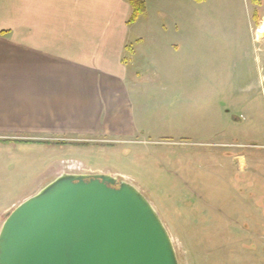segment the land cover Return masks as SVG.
<instances>
[{
    "label": "rangeland",
    "instance_id": "374dc122",
    "mask_svg": "<svg viewBox=\"0 0 264 264\" xmlns=\"http://www.w3.org/2000/svg\"><path fill=\"white\" fill-rule=\"evenodd\" d=\"M144 2L143 14L129 28L121 62L145 79L150 73L155 78L162 62L160 42L179 45L172 47L168 60L173 61L175 74L160 75L155 94V123L165 131L119 140L128 143L103 153L94 145L89 152L72 151L63 144L64 138L34 143L41 139L29 136L13 140L31 142L0 143V226L12 209L60 173L96 169L118 173L149 199L172 239L179 264H264V90L248 94L232 84L228 90V81L241 69L247 72L250 63L254 73L264 69L263 62L246 65L244 54L249 42L264 38L256 36L264 23V0ZM7 4L11 0H0V23L19 21L18 14L6 12ZM142 22L160 24L163 32L151 31ZM139 33L145 39L140 48L135 40ZM225 77L231 78L226 82ZM172 94L178 107L160 103ZM213 96L223 107L222 115L230 112L229 120L234 115L241 118L237 126L229 127L218 120L221 131L213 132L217 126L211 125L206 136L201 120L207 110L200 116L198 107L211 106ZM252 106L249 119L245 112ZM164 115L173 122L169 128Z\"/></svg>",
    "mask_w": 264,
    "mask_h": 264
},
{
    "label": "crops",
    "instance_id": "0c3cea01",
    "mask_svg": "<svg viewBox=\"0 0 264 264\" xmlns=\"http://www.w3.org/2000/svg\"><path fill=\"white\" fill-rule=\"evenodd\" d=\"M128 11L126 0H11L6 12L18 14L19 21L0 23V136L11 137L0 138V143L31 142L13 140L29 136L41 139L34 143H57L64 138L63 144L72 151L89 152L94 145L103 153L128 143L119 140L162 135L165 130H158L155 123L157 83L160 75L172 78L175 74L174 63L169 61L172 47L179 45L166 39L160 42L162 62L155 78L151 73L145 79L140 71H129L121 62L129 28L135 24L126 23ZM143 26L163 32L160 24ZM135 37L140 48L145 39L140 33ZM244 54L246 65L252 61L263 64L264 38L249 42ZM123 62H127L126 56ZM250 67L247 72L238 71L232 81L225 77L228 90L231 84L248 94L264 90V69L254 73L251 63ZM211 98V106L198 107L200 116L207 110L201 120L206 136L211 125L217 126L213 132L221 131L218 120H225L229 127L237 126L241 118L234 115L229 120L232 114L222 115L223 107ZM160 100L164 105L179 106L173 94ZM246 110L252 119L253 106ZM164 119L169 128L173 122L166 115Z\"/></svg>",
    "mask_w": 264,
    "mask_h": 264
},
{
    "label": "water",
    "instance_id": "95a60500",
    "mask_svg": "<svg viewBox=\"0 0 264 264\" xmlns=\"http://www.w3.org/2000/svg\"><path fill=\"white\" fill-rule=\"evenodd\" d=\"M0 264H179L149 199L105 173L63 172L0 226Z\"/></svg>",
    "mask_w": 264,
    "mask_h": 264
},
{
    "label": "trees",
    "instance_id": "16d2710c",
    "mask_svg": "<svg viewBox=\"0 0 264 264\" xmlns=\"http://www.w3.org/2000/svg\"><path fill=\"white\" fill-rule=\"evenodd\" d=\"M130 6V13L126 19L127 24H133L145 10L144 0H126ZM3 33V32H2Z\"/></svg>",
    "mask_w": 264,
    "mask_h": 264
},
{
    "label": "bare ground",
    "instance_id": "6f19581e",
    "mask_svg": "<svg viewBox=\"0 0 264 264\" xmlns=\"http://www.w3.org/2000/svg\"><path fill=\"white\" fill-rule=\"evenodd\" d=\"M261 34H264V27H260L259 29H257L256 31V36L257 38L261 37Z\"/></svg>",
    "mask_w": 264,
    "mask_h": 264
},
{
    "label": "flooded vegetation",
    "instance_id": "af4514ba",
    "mask_svg": "<svg viewBox=\"0 0 264 264\" xmlns=\"http://www.w3.org/2000/svg\"><path fill=\"white\" fill-rule=\"evenodd\" d=\"M70 173V172H69ZM120 179V178H119Z\"/></svg>",
    "mask_w": 264,
    "mask_h": 264
}]
</instances>
